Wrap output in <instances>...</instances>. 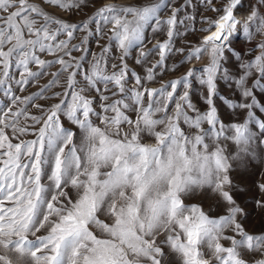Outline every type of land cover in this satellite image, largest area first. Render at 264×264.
<instances>
[{"label":"snow or ice","instance_id":"obj_1","mask_svg":"<svg viewBox=\"0 0 264 264\" xmlns=\"http://www.w3.org/2000/svg\"><path fill=\"white\" fill-rule=\"evenodd\" d=\"M261 9L0 0V264H264V231L245 223L249 198L264 209V181L233 176L257 158L264 168ZM237 35L255 46L240 53ZM177 54L208 63L164 81ZM217 99L244 119L226 125ZM201 189L208 211L185 203Z\"/></svg>","mask_w":264,"mask_h":264},{"label":"rangeland","instance_id":"obj_2","mask_svg":"<svg viewBox=\"0 0 264 264\" xmlns=\"http://www.w3.org/2000/svg\"><path fill=\"white\" fill-rule=\"evenodd\" d=\"M114 2L118 3L119 5H129L134 4L137 2V0H114ZM140 2H144V0H140ZM247 3L250 5H256L257 0H246ZM173 4L180 3V0H172ZM219 6V5H218ZM262 12H264V9H261ZM90 14L88 10H85V15L78 17V20H83L87 18V15ZM214 13L212 12H206L205 15L212 16ZM187 40L192 41L193 43L197 42L199 40L197 34L189 33L185 37ZM259 39V38H258ZM177 48L184 47V43L182 39H178L175 45ZM232 46L234 49L239 51L240 53H245L248 48H252L255 46V41L251 43H246L245 39L242 35H238L235 37V39L232 42ZM148 47L151 48L152 44H148ZM98 51V49H97ZM135 56V52L133 53V57ZM208 63V57L205 56L203 59L197 60L196 62L188 65L183 66V57L179 54L175 55L174 57L170 58L168 61L169 66L174 67L176 71L174 72H168L165 71V73L162 76V79L165 80H173L176 78H179L180 76L184 75L186 71L188 70V67L191 68H203ZM129 64L132 68H134L138 73L141 72V68L133 63V61L130 59ZM154 86L159 87V84H156ZM37 88H33L32 91H37ZM219 91L223 96H229L232 95L231 90L225 86L223 82L219 84ZM203 95H206V91L202 90L198 83L194 84V95H193V101L197 104L198 107H200L202 110L206 108V105L203 103L201 97ZM261 101L264 102V94H258ZM217 106L220 111L221 119L222 121L227 125L229 121H233L234 119L243 120L244 117L241 114L239 117H233L229 111L224 107V105L220 102L219 99L216 101ZM257 115H260L261 118H264V114L257 113ZM30 138V137H29ZM228 152L234 153V146L232 144L226 145ZM261 171H264V168L261 167L259 159H255L247 164L246 170L241 168L237 171L233 172V176L237 178V182L241 184H245L248 186H251L254 181L259 178L262 181H264V176H260L259 173ZM185 203L188 205H197L201 206L205 211H208L209 206L212 204L211 198L204 192V190H197L194 191L192 194H189L187 197H185ZM249 215L245 218L246 227L250 232H260L264 231V209L256 208L252 203L251 199L249 198L248 202V209H247ZM210 215L216 216L219 213L212 211L209 213ZM167 251V249H165ZM164 264H174V261L172 257L166 256L164 258Z\"/></svg>","mask_w":264,"mask_h":264},{"label":"bare ground","instance_id":"obj_3","mask_svg":"<svg viewBox=\"0 0 264 264\" xmlns=\"http://www.w3.org/2000/svg\"><path fill=\"white\" fill-rule=\"evenodd\" d=\"M246 14H247V9H241L240 10L238 18L240 19L241 23H243V20H244ZM214 16H215V13L211 17H214ZM198 38L201 39V37L199 35H198ZM168 81H170V80H168Z\"/></svg>","mask_w":264,"mask_h":264},{"label":"water","instance_id":"obj_4","mask_svg":"<svg viewBox=\"0 0 264 264\" xmlns=\"http://www.w3.org/2000/svg\"><path fill=\"white\" fill-rule=\"evenodd\" d=\"M165 81H168V80H165Z\"/></svg>","mask_w":264,"mask_h":264}]
</instances>
